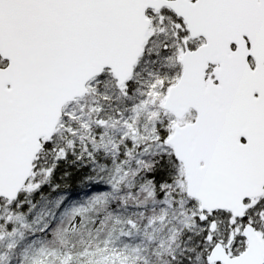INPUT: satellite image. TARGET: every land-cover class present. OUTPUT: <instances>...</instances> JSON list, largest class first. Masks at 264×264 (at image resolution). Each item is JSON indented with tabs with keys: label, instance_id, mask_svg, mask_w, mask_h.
Returning a JSON list of instances; mask_svg holds the SVG:
<instances>
[{
	"label": "snow or ice",
	"instance_id": "1",
	"mask_svg": "<svg viewBox=\"0 0 264 264\" xmlns=\"http://www.w3.org/2000/svg\"><path fill=\"white\" fill-rule=\"evenodd\" d=\"M133 43L167 76L146 175L182 197L183 264H264V194L239 210L213 199L264 189V0H0V223L29 204L4 190L10 175L35 195L77 158L46 130L69 82Z\"/></svg>",
	"mask_w": 264,
	"mask_h": 264
},
{
	"label": "rangeland",
	"instance_id": "2",
	"mask_svg": "<svg viewBox=\"0 0 264 264\" xmlns=\"http://www.w3.org/2000/svg\"><path fill=\"white\" fill-rule=\"evenodd\" d=\"M102 73L88 82L85 95L63 107L54 131L57 143L63 142L69 150L74 149L77 158L63 165L66 171L57 173V182L72 175L70 179L78 180L79 184L100 182L115 193H127L130 200L124 213L128 217L118 216L116 220L122 223L128 242L123 245L126 248H121L123 251L117 250L119 253H109V249L114 248L112 245L102 248L111 257L126 253L135 259L136 254H140L141 259L147 261L148 255L157 251L158 258L166 254L171 263L183 264L184 225L180 214L184 210L173 205L174 200L179 201L182 197L179 194L172 196L174 186H169L168 194L163 195L159 177L153 180L146 175L156 159L155 122L166 115L159 86L167 76L159 74L158 63H152L148 55L143 58L140 55L127 87H120L110 69ZM182 171L184 173V169ZM175 178L183 190L179 173ZM55 187H46L33 195L28 185H23L19 191L21 199L31 206L25 204L24 210L17 208L4 213L11 223H0V264H36L40 260L42 254L35 253L39 248L35 249V243L31 242L37 227H40L39 231L47 229V226L43 229L42 222L50 210L45 206L50 196L47 192ZM64 226L66 221L56 223L49 231L54 239L45 240L48 254L55 251L60 254L55 258L56 263L51 261L49 264H68L74 249L85 252L90 248H101L95 235H90L91 242L81 239L68 243L60 235ZM173 256L176 259H172Z\"/></svg>",
	"mask_w": 264,
	"mask_h": 264
},
{
	"label": "trees",
	"instance_id": "3",
	"mask_svg": "<svg viewBox=\"0 0 264 264\" xmlns=\"http://www.w3.org/2000/svg\"><path fill=\"white\" fill-rule=\"evenodd\" d=\"M95 173L97 174L98 171ZM98 176L101 177V174ZM71 177L72 175L63 182H58L52 191L47 192L50 196L45 206L50 207V210L44 215L42 221L43 229L46 226L47 229L39 231L40 227H37V234L31 242L35 243V249L39 248L35 253L42 254L36 264H49L51 261L56 263L55 258L60 254L56 251L48 254V246H45V240L47 238L53 240L54 236L51 237L49 231L53 230L52 227L56 223L64 221H66V226L62 228L60 235L68 243H71L72 240L81 239L83 242H91L90 235H95L98 238L96 239L98 246L102 245L99 250L90 248L87 249L88 251L81 252L79 249H74L73 252L75 253L71 254V260L68 264H173L166 254L158 258L160 255L157 251L150 253L147 261L142 260L140 254H136L135 259L126 253L111 257L109 253L123 251L121 248H126L123 245L128 242V237L124 234L125 229L116 218L123 216L121 218L124 219V212H127L125 208L130 199L126 192L118 191L119 193H115L100 182L79 184L78 180L70 179ZM67 217H69L68 220H66ZM106 246L114 248H110L108 253V251L102 250ZM137 247L140 249L139 245Z\"/></svg>",
	"mask_w": 264,
	"mask_h": 264
},
{
	"label": "water",
	"instance_id": "4",
	"mask_svg": "<svg viewBox=\"0 0 264 264\" xmlns=\"http://www.w3.org/2000/svg\"><path fill=\"white\" fill-rule=\"evenodd\" d=\"M141 52L142 48L139 43H133L121 51L115 62L107 60L96 62L90 65L84 72L74 77L62 92L56 106L55 114L50 117L47 122L46 130L49 134L55 131L58 121L62 116L63 107L76 98L85 95L88 91L87 84L92 78L99 76L105 69H110L119 84L121 83V79L125 81L128 80L132 75L134 66L137 63ZM105 65L111 66L105 68ZM184 174L185 179H187L188 169L186 167H184ZM24 184L23 174L13 173L7 178L3 188L6 191L19 192ZM188 188L191 195L197 196L198 198H203L205 196L204 191L194 183L189 182ZM256 193H263V189L259 187V184L242 183L229 188L226 192L221 194L219 198L214 197L213 199L217 204H223L227 207H233L234 209L239 210L243 207L241 204L242 198L246 195H253Z\"/></svg>",
	"mask_w": 264,
	"mask_h": 264
},
{
	"label": "flooded vegetation",
	"instance_id": "5",
	"mask_svg": "<svg viewBox=\"0 0 264 264\" xmlns=\"http://www.w3.org/2000/svg\"><path fill=\"white\" fill-rule=\"evenodd\" d=\"M262 194H264V189H263V193Z\"/></svg>",
	"mask_w": 264,
	"mask_h": 264
}]
</instances>
